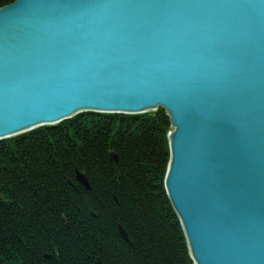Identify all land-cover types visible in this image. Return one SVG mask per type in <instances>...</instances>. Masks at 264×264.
Instances as JSON below:
<instances>
[{
  "label": "water",
  "instance_id": "obj_1",
  "mask_svg": "<svg viewBox=\"0 0 264 264\" xmlns=\"http://www.w3.org/2000/svg\"><path fill=\"white\" fill-rule=\"evenodd\" d=\"M159 106L173 127L165 187L194 264H264V0L0 8V140Z\"/></svg>",
  "mask_w": 264,
  "mask_h": 264
},
{
  "label": "trees",
  "instance_id": "obj_2",
  "mask_svg": "<svg viewBox=\"0 0 264 264\" xmlns=\"http://www.w3.org/2000/svg\"><path fill=\"white\" fill-rule=\"evenodd\" d=\"M172 129L159 106L85 111L0 140V264H194L165 187Z\"/></svg>",
  "mask_w": 264,
  "mask_h": 264
},
{
  "label": "rangeland",
  "instance_id": "obj_3",
  "mask_svg": "<svg viewBox=\"0 0 264 264\" xmlns=\"http://www.w3.org/2000/svg\"><path fill=\"white\" fill-rule=\"evenodd\" d=\"M173 128V127H172ZM172 131H173V129H172ZM75 173H76V171H75ZM75 179H76V177H75ZM79 183H80V181L78 180V179H76ZM85 187V186H84ZM86 188V187H85ZM182 224V223H181ZM183 227V226H182ZM184 229V228H183ZM100 259H98V261H99ZM101 261V260H100ZM99 263V262H98Z\"/></svg>",
  "mask_w": 264,
  "mask_h": 264
},
{
  "label": "flooded vegetation",
  "instance_id": "obj_4",
  "mask_svg": "<svg viewBox=\"0 0 264 264\" xmlns=\"http://www.w3.org/2000/svg\"><path fill=\"white\" fill-rule=\"evenodd\" d=\"M74 177H75V175H74ZM79 184H81L83 187H84V185L82 184V183H79ZM85 188V187H84ZM85 189H87V188H85Z\"/></svg>",
  "mask_w": 264,
  "mask_h": 264
},
{
  "label": "bare ground",
  "instance_id": "obj_5",
  "mask_svg": "<svg viewBox=\"0 0 264 264\" xmlns=\"http://www.w3.org/2000/svg\"><path fill=\"white\" fill-rule=\"evenodd\" d=\"M168 170V169H167Z\"/></svg>",
  "mask_w": 264,
  "mask_h": 264
}]
</instances>
